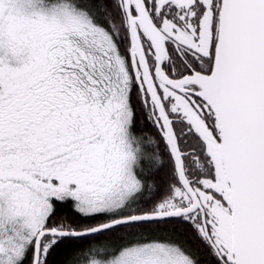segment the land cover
<instances>
[{
    "label": "snow or ice",
    "instance_id": "6c2138e0",
    "mask_svg": "<svg viewBox=\"0 0 264 264\" xmlns=\"http://www.w3.org/2000/svg\"><path fill=\"white\" fill-rule=\"evenodd\" d=\"M0 264H264V0H0Z\"/></svg>",
    "mask_w": 264,
    "mask_h": 264
}]
</instances>
